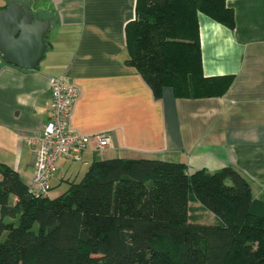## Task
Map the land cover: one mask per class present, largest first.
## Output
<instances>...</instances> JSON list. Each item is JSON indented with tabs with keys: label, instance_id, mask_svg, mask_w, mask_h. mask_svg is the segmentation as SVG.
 Segmentation results:
<instances>
[{
	"label": "trees",
	"instance_id": "16d2710c",
	"mask_svg": "<svg viewBox=\"0 0 264 264\" xmlns=\"http://www.w3.org/2000/svg\"><path fill=\"white\" fill-rule=\"evenodd\" d=\"M225 2L135 0L124 26L125 63L154 98L165 88L176 98L227 90L232 76L202 73L198 26L202 12L233 29ZM191 199L215 222L199 221ZM0 264H264V202L230 166L188 172L182 162L104 158L48 197L30 194L0 162Z\"/></svg>",
	"mask_w": 264,
	"mask_h": 264
},
{
	"label": "crops",
	"instance_id": "0c3cea01",
	"mask_svg": "<svg viewBox=\"0 0 264 264\" xmlns=\"http://www.w3.org/2000/svg\"><path fill=\"white\" fill-rule=\"evenodd\" d=\"M14 2L50 21L35 69L0 55V162L27 186L35 151L25 136L39 133L52 112L49 79L65 76L78 88L70 127L109 133L111 143L60 159L51 188L83 176L96 160L158 159L185 163L188 172L233 167L264 202V0H226L233 29L198 12L203 75L232 76L222 95L176 98L165 88L159 99L125 63L124 26L135 0H0V10Z\"/></svg>",
	"mask_w": 264,
	"mask_h": 264
},
{
	"label": "built area",
	"instance_id": "2783aa9c",
	"mask_svg": "<svg viewBox=\"0 0 264 264\" xmlns=\"http://www.w3.org/2000/svg\"><path fill=\"white\" fill-rule=\"evenodd\" d=\"M49 89L52 112L47 122L39 133L25 136L26 143L35 151V169L28 186L29 193L33 195H46L51 189L50 179L60 159H79L90 144L103 151L111 143L109 133L90 135L70 127L69 119L78 88L67 77H51Z\"/></svg>",
	"mask_w": 264,
	"mask_h": 264
},
{
	"label": "water",
	"instance_id": "95a60500",
	"mask_svg": "<svg viewBox=\"0 0 264 264\" xmlns=\"http://www.w3.org/2000/svg\"><path fill=\"white\" fill-rule=\"evenodd\" d=\"M49 19H38L18 3L0 10V55L7 63L25 70L35 69L46 50ZM26 196V201L30 200Z\"/></svg>",
	"mask_w": 264,
	"mask_h": 264
},
{
	"label": "rangeland",
	"instance_id": "374dc122",
	"mask_svg": "<svg viewBox=\"0 0 264 264\" xmlns=\"http://www.w3.org/2000/svg\"><path fill=\"white\" fill-rule=\"evenodd\" d=\"M82 176H79L76 178V181L81 179ZM68 187L67 183H61V185H54L46 194L50 197H55L56 195L60 194L61 192L65 191ZM190 205V210L193 215H197L199 218V221L202 222H209V223H214L215 222V216L209 212L206 209H203L199 203L193 199L189 201ZM17 218H10L7 217L5 218V221L12 222V223H17ZM5 236V232L2 235V238Z\"/></svg>",
	"mask_w": 264,
	"mask_h": 264
}]
</instances>
